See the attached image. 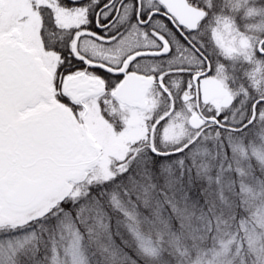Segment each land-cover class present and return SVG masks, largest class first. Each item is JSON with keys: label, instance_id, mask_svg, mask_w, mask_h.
Listing matches in <instances>:
<instances>
[{"label": "snow or ice", "instance_id": "snow-or-ice-1", "mask_svg": "<svg viewBox=\"0 0 264 264\" xmlns=\"http://www.w3.org/2000/svg\"><path fill=\"white\" fill-rule=\"evenodd\" d=\"M0 264H264V0H0Z\"/></svg>", "mask_w": 264, "mask_h": 264}]
</instances>
